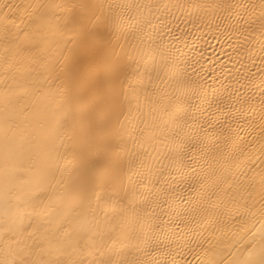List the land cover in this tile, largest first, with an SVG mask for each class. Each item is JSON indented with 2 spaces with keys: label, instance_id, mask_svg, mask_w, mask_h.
<instances>
[{
  "label": "bare ground",
  "instance_id": "1",
  "mask_svg": "<svg viewBox=\"0 0 264 264\" xmlns=\"http://www.w3.org/2000/svg\"><path fill=\"white\" fill-rule=\"evenodd\" d=\"M261 259L264 0H0V264Z\"/></svg>",
  "mask_w": 264,
  "mask_h": 264
},
{
  "label": "snow or ice",
  "instance_id": "2",
  "mask_svg": "<svg viewBox=\"0 0 264 264\" xmlns=\"http://www.w3.org/2000/svg\"><path fill=\"white\" fill-rule=\"evenodd\" d=\"M124 7H131V5H105L103 3H81L79 5L73 4L67 9L69 15L66 18V26L68 24H72L74 28L78 27V35L85 40L87 39L88 34L84 29V25L80 24L77 26L74 23L73 10L79 8L91 12L92 17L99 21L97 27H106L113 38L117 40L120 38L127 40L128 34L132 31L131 17L123 16L116 11V9ZM136 7L139 6L137 5ZM97 13H99V15H97ZM74 195L75 198L80 201H83L87 198V193L84 189H78ZM260 264H264V259H261Z\"/></svg>",
  "mask_w": 264,
  "mask_h": 264
}]
</instances>
